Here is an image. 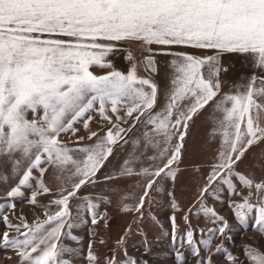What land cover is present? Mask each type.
<instances>
[{
	"label": "snow or ice",
	"instance_id": "6c2138e0",
	"mask_svg": "<svg viewBox=\"0 0 264 264\" xmlns=\"http://www.w3.org/2000/svg\"><path fill=\"white\" fill-rule=\"evenodd\" d=\"M120 52L126 72L109 59ZM136 52L146 55L137 60ZM158 55L172 57L163 87L154 78ZM227 55L242 57L252 71L243 77L246 83L223 92ZM141 66L146 75L139 74ZM94 67L108 71L97 75ZM205 112L209 139L218 146L192 205L196 211L188 212L216 227L205 235L203 228H191L186 214L189 228L177 237L176 217H170L173 240L197 257L217 239L232 238L229 221L207 205L205 194L220 202V193L238 196L228 205L234 218L242 227L254 219L264 235V0H0V184L16 179L0 197L6 201L0 204V249L14 252L18 264H79L81 258L100 264L93 251L99 231L89 229L85 254L73 229L88 220L92 226L104 220L106 228L107 212L99 209L113 201L78 195L81 189L98 184L116 147L131 143L119 172L103 180L139 178L134 189L140 192L112 191L123 213L142 220L150 194L164 191L157 181H175L191 125ZM254 147L261 148L259 174L240 167ZM25 189L43 218L30 224L21 214L13 223L8 212ZM42 195L51 199L41 206ZM168 195L180 211L174 193ZM80 199L84 204L73 203ZM130 231L117 241L124 258L113 251L103 264H148L128 255ZM216 251L230 264H264V248L246 245L243 259L222 241ZM176 259L183 264V253L177 251ZM205 261L212 264L210 256Z\"/></svg>",
	"mask_w": 264,
	"mask_h": 264
},
{
	"label": "rangeland",
	"instance_id": "374dc122",
	"mask_svg": "<svg viewBox=\"0 0 264 264\" xmlns=\"http://www.w3.org/2000/svg\"><path fill=\"white\" fill-rule=\"evenodd\" d=\"M176 51H184L185 49H174ZM137 60H142L146 53L141 54L139 52L135 53ZM109 59L112 60L115 68L121 71L128 70V62L125 59V53L120 52ZM172 57L158 55L156 57L157 66L159 69L158 74L154 77L156 81L163 87L166 84V73L168 72L167 63ZM242 57L237 55H227L223 57V64L228 69L226 73L221 74V79L223 83V92H228L230 90V85H237L241 83H246L243 77H247L251 74V68L242 62ZM97 75H102L107 72V69L94 67L92 69ZM140 75H146L142 70L139 72ZM235 91V88H232ZM223 94V93H222ZM208 113L205 112L204 115L200 116L194 124L191 125L189 135L186 138V150L183 153V157L178 166V171L175 181L171 179H166L163 183L159 180L160 187L164 189L162 193L153 191L150 195L152 196V202H146L143 211V219L137 220V213H123L116 203V197L112 190H125L137 192L142 191V189H134L138 177H121L119 179H114L110 181L103 180L105 174L116 175L123 160L126 158L127 153L132 151V145L129 143L125 145L124 148L116 147L114 154L106 162L105 167L98 173L100 177V182L96 185L86 186L81 189V193L78 195L91 196L94 200L97 195L103 194L109 196L113 201L111 205H105L101 203L99 211L107 212L108 226L103 227L105 221L101 220L99 225L92 226L90 220L88 224L80 225L76 229H73V233L81 238H83L82 247L85 249V254L87 251L88 244V232L90 228L99 231V235L96 237V242L93 245V251L96 252L100 257V264L106 256L111 252H118V259L124 258V253L122 250L117 249V241L125 234L126 229H131L126 237L125 247L127 248L128 255L135 257L137 259L147 260L148 264H178L176 259L177 251L183 253L184 262L183 264H206L205 258L210 256L212 258V264H230L227 260L225 253H217L216 246H218L221 241L229 252L240 256L243 259L242 250L246 245H251L256 248H264V235H261L255 227L254 219H250L249 223L245 226H240L239 223L234 218L232 209L228 206L230 200L236 202L240 201L238 196H229L226 193H220L223 202H220L214 198L209 197L207 194L203 197L204 201L209 207H213L220 215L224 216L226 220L229 221L231 227V241L223 238H219L214 242V246L211 251H202L201 256L197 257L193 254L192 249L186 243L183 247H180L178 243L173 240L172 233L173 228L171 224L170 217L175 215L176 223L178 225L176 229V236H182L189 228V225L185 222L184 217L187 214L188 219L191 222L192 229L203 228L205 230V235L208 229L216 227L210 218H205L203 215L197 216L189 214V208H192L194 201L198 195V189L203 185L204 178L209 172V164L211 163L217 148V143L209 139V123L206 120ZM98 119V117H97ZM91 127L93 130L99 128V125L94 120ZM83 134V132H81ZM103 135V132H101ZM85 143H90L85 141ZM264 147V146H261ZM261 153L260 147H254L252 149L249 158L240 167L244 169L245 167L252 168L257 174H259V156ZM147 161H145V166H147ZM255 165V167H253ZM137 168L140 165H136ZM46 183L51 182L47 174L45 175ZM16 179H10L8 184H0V197L8 190L12 185H15ZM154 185V189H155ZM215 187V185H213ZM223 187V186H222ZM212 189L210 188L209 191ZM29 189L24 190V197L16 199L14 202L16 208L12 212H8L9 219L13 223H18L16 219L17 216L23 214L28 222L31 224L36 217H42L41 207L31 205L28 202L30 196ZM171 191L175 195V202L178 204L180 211H174L171 207L172 199L169 197L168 192ZM246 194V190H245ZM38 201H40L41 206L47 203L51 197L48 195L38 196ZM6 203L5 200L0 199V204ZM74 204H84V200H76ZM198 207V206H197ZM7 211V210H5ZM195 212L196 208H192ZM2 215V213H0ZM74 215L76 213L74 212ZM85 219H88L87 213H80ZM5 230V226L2 221H0V232ZM67 231V226L65 227ZM11 235H16L12 232ZM199 235L196 239H199ZM100 239H104L106 243L100 244ZM71 243V242H69ZM72 246H76L72 244ZM146 246L150 251H145ZM202 248V246H201ZM11 257V259H8ZM19 257L12 251L5 252L0 249V264H18ZM79 264H88L86 259L81 258Z\"/></svg>",
	"mask_w": 264,
	"mask_h": 264
}]
</instances>
